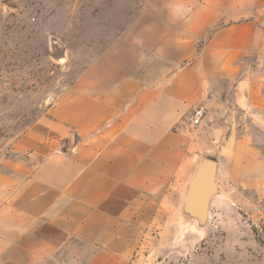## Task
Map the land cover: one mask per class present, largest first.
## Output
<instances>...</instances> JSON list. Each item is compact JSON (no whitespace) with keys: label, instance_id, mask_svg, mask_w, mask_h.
Instances as JSON below:
<instances>
[{"label":"crops","instance_id":"0c3cea01","mask_svg":"<svg viewBox=\"0 0 264 264\" xmlns=\"http://www.w3.org/2000/svg\"><path fill=\"white\" fill-rule=\"evenodd\" d=\"M75 86L48 115L42 162L26 181L0 184L13 204L4 261L128 264L168 217L205 139L214 158L221 146L228 155L217 160L224 182L238 170L264 197V0H154ZM199 103L207 113L193 128ZM238 114L262 125L261 146Z\"/></svg>","mask_w":264,"mask_h":264},{"label":"rangeland","instance_id":"374dc122","mask_svg":"<svg viewBox=\"0 0 264 264\" xmlns=\"http://www.w3.org/2000/svg\"><path fill=\"white\" fill-rule=\"evenodd\" d=\"M154 0H0V184L24 182L42 162L51 141L49 113L68 103L80 88L86 69L126 30L130 21ZM261 146L260 123L237 115ZM30 134L26 136L29 132ZM75 141L74 135L68 140ZM205 139L194 169L204 159L218 164L224 149ZM191 172L188 180L191 178ZM218 165L217 194L208 217L185 211L183 182L168 203V217L141 235L128 264H264V197L260 182H232ZM11 194L0 193V233L12 213ZM7 205V206H6ZM0 264H18L4 261ZM40 264H66L54 260Z\"/></svg>","mask_w":264,"mask_h":264},{"label":"water","instance_id":"95a60500","mask_svg":"<svg viewBox=\"0 0 264 264\" xmlns=\"http://www.w3.org/2000/svg\"><path fill=\"white\" fill-rule=\"evenodd\" d=\"M218 164L204 159L199 162L187 182L182 197L183 207L192 215L208 217L211 201L217 194Z\"/></svg>","mask_w":264,"mask_h":264},{"label":"built area","instance_id":"2783aa9c","mask_svg":"<svg viewBox=\"0 0 264 264\" xmlns=\"http://www.w3.org/2000/svg\"><path fill=\"white\" fill-rule=\"evenodd\" d=\"M207 113L206 103H199L193 106L192 127L197 128L202 125Z\"/></svg>","mask_w":264,"mask_h":264}]
</instances>
